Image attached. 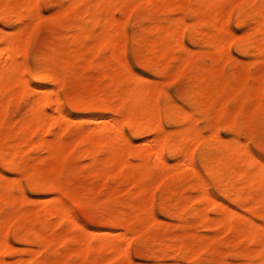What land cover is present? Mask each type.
<instances>
[{
    "label": "bare ground",
    "instance_id": "6f19581e",
    "mask_svg": "<svg viewBox=\"0 0 264 264\" xmlns=\"http://www.w3.org/2000/svg\"><path fill=\"white\" fill-rule=\"evenodd\" d=\"M47 1L55 9L48 18ZM231 1L0 0L8 27L0 28V264H78L73 255L79 264H132L136 246L160 243L164 250L137 264H264V154L249 142H264V68L256 65L264 62V0ZM162 2L166 15L156 13ZM229 23L254 31L230 40ZM188 43L215 64L192 58ZM129 57L193 83L145 89ZM228 68L255 84L237 86L223 74ZM237 88L244 95L231 93ZM53 107L56 114L47 111ZM182 171L195 194L175 199L186 188L175 179ZM89 177L98 184H84ZM109 182L138 192L118 207ZM101 193L110 197L98 203ZM79 204L110 216L103 226L86 223ZM199 204H213L219 218ZM159 213L177 221L175 237L160 236ZM198 219L203 229L232 234L223 242L231 250L221 249L219 236H188Z\"/></svg>",
    "mask_w": 264,
    "mask_h": 264
},
{
    "label": "rangeland",
    "instance_id": "374dc122",
    "mask_svg": "<svg viewBox=\"0 0 264 264\" xmlns=\"http://www.w3.org/2000/svg\"><path fill=\"white\" fill-rule=\"evenodd\" d=\"M126 1H129V0H126ZM181 1H184V0H181ZM239 1L240 0H232L231 3L229 4V6L234 5V4H237ZM52 4H53V2L47 1V2H45L42 5V15L44 17L48 18V17H50L55 12V9L51 7ZM158 8L159 9L156 10V13L157 14L166 15V12L164 10L163 2L161 3V5L159 4V7ZM177 16H181V14H177ZM117 17L120 18V19H122V20L125 19V15H119L118 14ZM0 25H2V27H0V28H3V29L4 28L5 29L8 28L3 23H0ZM145 25L146 26H151V23H146ZM252 28H253L252 25L238 26L235 23H229V24H227L225 30H228L230 32L229 33V39L232 40L231 38H233V39L234 38H241L242 36L248 35L249 33L252 32V30L254 31V29H252ZM203 30H204L205 34H206V32H209V31L212 32V29L209 28V27L208 28L205 27V28H203ZM137 32H138V34H141L142 33L140 30H138ZM43 35L44 36H47L48 35V29L45 30V32H44ZM260 37H261V35H260ZM187 46L191 49L190 55H191L192 58H195V57H198V56L201 55L200 57H202V62H203V64L206 67H211V66H213L215 64V60H214L212 54L205 53L204 55H202L199 52V48L197 46H193L190 43H188ZM230 53L233 55V56L231 55L232 57H234V56L235 57H238L239 60L242 63H244V65H247V66L248 65H251V57L250 56H247V55H238L237 52L234 49H231ZM120 56H123V55H120ZM124 58L125 59H128V56H125ZM130 61H131V63L133 65H135L137 67L135 69H136V72L139 73V76L140 77H138L135 74H132L131 76L132 77L134 76V78H138L139 79L138 85L141 86V87H143V88H145V89H152V88H155V87H161V86H166V85H171V86L177 85V86H180V84H190V83L192 84L193 83V81H182L180 79L179 80H177V79L175 80L174 77H172L171 74L170 75H164V74H161L160 72L151 73L152 72L151 71V68H147L145 66H142V64H141L140 61H136V60H133L131 58H130ZM156 61L161 62L159 58H156ZM256 65L258 67L264 68V62L263 61L258 62ZM174 69L175 68H172V70H174ZM191 69L192 68H190V67L187 68V70L185 68V70L183 71L184 72L183 75L190 74ZM223 74L226 77H228V79H230L231 81H233V83L237 84V86H241V85L253 86L255 84V82H254L255 80L253 78L249 77V75H248L247 72H243L241 69H238V68H228V69H226L223 72ZM96 76H97L98 80L101 83L106 82V80H104V78H103V72H97L96 73ZM183 78L184 77L182 76V79ZM201 86H203V84ZM231 93H233L234 95L240 97V96L244 95L245 92L242 89L237 88V89H233ZM250 102H251V105L252 106H258L260 104L259 98L258 97H254V96L253 97L252 96L250 97ZM55 108L56 107L47 108V111L49 113L56 114ZM253 111H254L253 108L250 107L249 109H247L245 111V113H247L248 115H251L253 113ZM46 127L43 130L44 132L46 130ZM205 135L206 136L209 135V132H205ZM225 137L228 138L229 135L228 134L227 135L225 134ZM132 141H133V144L136 146L135 148H139V146H140V139L132 138ZM249 142H250V145L252 146L253 149H255L257 151H260L261 153L264 154V142L261 140V138H256L255 140L249 141ZM83 163L84 164L85 163H88V161H85ZM115 173H116L115 171H112V175H114ZM4 174L8 178L9 177L12 178V177H16V176H18L19 178H22L23 177V174L20 175L19 172H14V171H10V170H4ZM170 174L172 176V174H175V173H170ZM175 179H178L177 180V183L179 182L180 184H182V185H180V187L183 188V184H185V186L187 188L186 189L184 187L185 190L182 189L183 191L180 189L182 192L181 191H178V193H176L175 196H174L175 199H179L180 197H185V196H190V197L191 196H194L195 192L192 191V190H190V189H188V183H187L188 173L182 171V173L181 172L178 173V176H176ZM98 182L99 181L97 180V178L95 179V178H91V177H89V178H87L86 180L83 181V183L84 184H87V185L92 184V183H96V185H97ZM108 185L109 186H115V188H116V190H115V198H116V203H118L117 204L118 207H121L122 204H124L125 202L130 201V199H132V197L134 196L135 192H138V189L137 188L127 189V186L124 185V184H116L114 182H109ZM132 189H133V191L135 190L133 193H132ZM109 197H110V194L109 193H104V194L101 193V194L95 196L96 201L98 203H103L104 201H107ZM144 199H146L148 201V203H150L149 197H144ZM199 205H201V204H199ZM202 205L199 206V207H202ZM40 206L37 205L36 207L37 208L38 207L40 208ZM212 206H213V204H212ZM212 206L209 205V204L207 206L203 205V208L205 207L204 209H206V211L209 213L210 217H212V218H215V217L216 218H219L217 216L216 212H213L215 208H214V206L213 207ZM74 207H75L76 215L80 219H82L84 222H86V223L95 224V225H98V226H103L106 223V221L109 218V216H110V213H109L108 210H101V209H98V208H95V207H88L86 205H81V204L75 205ZM97 209H98V211H97ZM99 212H100V214H99ZM242 213L243 214H247L246 210H244V209L242 210ZM158 215H159L160 219L164 222L162 224L161 230H159V233H161L160 236H162V233L166 232V235H168L169 238L170 237L171 238L172 237H175L178 234V232H180L177 229V227H176L177 221L174 220V219H169V218L165 217L164 215H162L161 213H159ZM97 219L99 220V222L97 221ZM52 220L53 219H51V221ZM193 222H194V224H193ZM193 222H192V224H193L192 226L190 225V227H187L188 229L186 228L188 230L187 233H189L188 236H190V237L191 236H193V237L204 236L206 238V240L211 241L212 238L219 236V238L218 237L217 238L222 243L223 242H227V241H229V240L232 239V234L226 233L225 230H221L220 231L221 228L219 230H217L216 228H213V229H203L201 227V223H200V220L199 219L197 221L194 220ZM239 222H241V218H240ZM259 222H261V221H259ZM248 223H249V221H247V220H243L241 222V224H243V225H246ZM59 228H57V231H56L57 232L56 235H58V236L62 234L63 226L62 227H59ZM161 244L162 243H160L159 246L158 245H154V246L152 245V247H151V245H138V246H136L134 248L135 253H133V260H134L133 263H135V261H136L135 264H137L138 262L139 263L140 262H143L144 259H145V257L151 251L152 252L155 251L156 253H158V250L157 249H159V252H161L160 248L161 249L163 248V250H164L165 248H164V246L161 247ZM162 245H164V244H162ZM155 248H156V250H155ZM35 249H37V248H35ZM175 249H176V247H175ZM221 249H223L225 251H227V249L229 251L231 250L230 246L228 244H226V247H225L224 243H223V246H221ZM55 251L57 253H61V252H63V249L60 246H56L55 247ZM170 251H169V253H170V255H172L174 253V252L172 253V251H175V250L170 249ZM176 251H177V254H178V250H176ZM177 254L174 253V255H172V256H175ZM32 255H33V253H32ZM15 256L16 255L10 256V257L7 258V260L10 261V262H14L15 259H17ZM73 259H74V262L77 261V263L79 264V262H78V259L79 258L77 259V255H73ZM120 260H123V258L120 259ZM126 261L129 262V260H127V259H126ZM168 262H170V261H167V263ZM206 262L207 261H205V262H196V263L192 262L190 264H208V262L207 263ZM229 262L231 264H250L251 261H249V260H247L245 258H231V259H229ZM98 263L99 262H97L96 264H98ZM117 263H118V261L116 262V264ZM124 263H125V261H124ZM101 264H102V262H101Z\"/></svg>",
    "mask_w": 264,
    "mask_h": 264
},
{
    "label": "snow or ice",
    "instance_id": "6c2138e0",
    "mask_svg": "<svg viewBox=\"0 0 264 264\" xmlns=\"http://www.w3.org/2000/svg\"><path fill=\"white\" fill-rule=\"evenodd\" d=\"M0 27H2V25H0Z\"/></svg>",
    "mask_w": 264,
    "mask_h": 264
}]
</instances>
